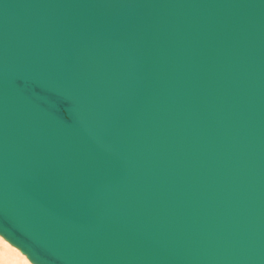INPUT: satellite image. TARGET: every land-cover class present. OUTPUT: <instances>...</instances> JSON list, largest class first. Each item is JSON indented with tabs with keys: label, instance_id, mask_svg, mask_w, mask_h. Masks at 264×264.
<instances>
[{
	"label": "water",
	"instance_id": "water-1",
	"mask_svg": "<svg viewBox=\"0 0 264 264\" xmlns=\"http://www.w3.org/2000/svg\"><path fill=\"white\" fill-rule=\"evenodd\" d=\"M0 235L264 264V0H0Z\"/></svg>",
	"mask_w": 264,
	"mask_h": 264
},
{
	"label": "bare ground",
	"instance_id": "bare-ground-1",
	"mask_svg": "<svg viewBox=\"0 0 264 264\" xmlns=\"http://www.w3.org/2000/svg\"><path fill=\"white\" fill-rule=\"evenodd\" d=\"M0 244L4 248V250H0V264H16L15 262L11 261V258L9 256V253L10 252L12 253V250L10 249V247H11L10 244L11 243H9L3 236L0 235ZM11 245L14 246L13 244H11ZM14 247L17 248L16 246H14ZM20 252L25 255V253H23L21 250H20ZM20 259H22L23 263H26V264L28 263L26 259H24V258H20ZM30 262L32 264H34L32 261H30Z\"/></svg>",
	"mask_w": 264,
	"mask_h": 264
},
{
	"label": "rangeland",
	"instance_id": "rangeland-1",
	"mask_svg": "<svg viewBox=\"0 0 264 264\" xmlns=\"http://www.w3.org/2000/svg\"><path fill=\"white\" fill-rule=\"evenodd\" d=\"M10 246H11L10 249L12 250V253L10 252L9 256H10L12 262H15L16 264H26V263H23L22 259H20V258H24L27 260V262H28L27 264H32L29 261V259L26 257V255L22 254L19 249L15 248L11 244H10ZM0 250H4V248L1 244H0Z\"/></svg>",
	"mask_w": 264,
	"mask_h": 264
}]
</instances>
